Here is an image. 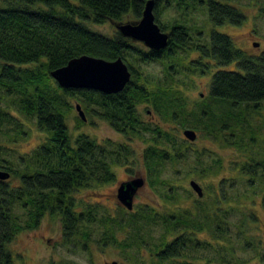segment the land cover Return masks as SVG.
<instances>
[{"label":"trees","instance_id":"1","mask_svg":"<svg viewBox=\"0 0 264 264\" xmlns=\"http://www.w3.org/2000/svg\"><path fill=\"white\" fill-rule=\"evenodd\" d=\"M229 1L175 0L183 9L195 3L203 5L213 26L225 22L240 25L245 15ZM145 2L0 0V138L16 143L19 137L25 136L27 129L21 119L33 120L37 130L44 134L41 144L20 157L18 170L11 169L9 161L0 158V170L17 179L15 185L9 184V178L0 180V264H15L7 244L17 231L35 228L46 213L59 217L64 237H71L85 226L98 222L103 228L100 237L103 246L116 243L115 230L119 229L125 234L133 232L132 244L139 247L143 240L140 234L152 236L154 228H159L158 242L153 245L152 253L157 264H199L197 261L202 258L196 253L200 250H213L216 254L204 264H214L213 261L230 264L226 259L227 254L233 253L229 236L240 230L234 231L229 223L227 209L219 208L227 198L211 189L212 196L207 201L193 199L187 206L177 205L182 196L176 185L163 178L162 171L166 164L174 166L185 158L184 144L177 141L171 130L151 127L141 119L137 109L142 103H150L164 121L187 126L188 104L172 82V71L176 70L172 63L177 53L193 51L197 52V58L187 66L189 73L193 74L198 68L205 75L211 68H217L211 74L207 99L230 108L244 106L257 113L264 103V50L249 55L236 48L228 35L214 30L207 42L194 41L185 25L161 21L160 6L168 7L169 0H154L155 22L162 31L168 29L169 34L168 44L159 51L145 48L117 30L108 37L87 26V23L119 24L129 13L137 20ZM81 55L105 60L120 57L131 72L130 81L115 94L58 86L50 72ZM153 61H165L163 67L167 76L163 80L150 79L134 68V62ZM233 63L236 67L228 69L233 68ZM222 67L226 69H219ZM69 98H76L85 113L104 120L127 141L151 133L152 143L141 151L142 162L146 183L164 202L163 210L148 205L138 207L137 211L125 208L127 211H122L127 218L109 215L97 218L92 205L77 210L80 204L73 194L114 181L112 166L132 164L134 150L126 142L111 139L98 142L83 133L73 139L65 122V113L71 109ZM200 106L199 119L189 127L220 141L225 138L229 146L241 142L236 139L234 130L229 128L225 132L227 125L223 118L209 112L204 101ZM82 122L77 117V123ZM4 149L13 150L1 145L0 152L4 153ZM198 165L200 168L194 170L201 178L218 169L201 161ZM261 205L264 209V192ZM15 206L26 212L23 224L13 211ZM201 232L210 234V240L196 239L195 234ZM83 234L88 238L87 233ZM216 236L226 241L222 249L211 245ZM119 245L122 249L130 247L129 243Z\"/></svg>","mask_w":264,"mask_h":264},{"label":"rangeland","instance_id":"2","mask_svg":"<svg viewBox=\"0 0 264 264\" xmlns=\"http://www.w3.org/2000/svg\"><path fill=\"white\" fill-rule=\"evenodd\" d=\"M169 6L162 8L160 19L168 24L176 21L189 28L194 41L207 42L212 30L228 35L236 48L242 49L249 55H257L264 50V0H230L229 2L240 9L244 15V21L240 25H233L225 22L223 25L213 26L208 17L207 10L203 5L191 4L186 9L177 6L175 0H169ZM138 20V19H137ZM136 21L131 13L126 14L120 22ZM87 26L92 30L111 36L116 30L113 23L91 24ZM168 32V29L164 30ZM201 33H198V32ZM200 35V37H199ZM257 43V46H254ZM145 47V46H144ZM147 48V47H145ZM197 52L187 51L173 58L172 82L179 90L182 97L186 98L188 113L186 115L187 126L180 127L174 122L164 121L161 116L152 110L150 103L138 105L141 119L151 127L159 126L165 130H171L178 142L184 144L185 158L179 160L175 165L166 164L162 176L176 185L178 193L182 196L178 201L179 206H187L193 199L209 200L211 189L219 195H224L227 199L220 203L219 208H226L229 223L233 229L240 230L236 234L231 232L229 239L233 246V253L227 254L226 259L230 264H264V209L261 205V197L264 192V103L257 113H252L249 108L240 106L230 108L224 104H214L211 99H207L209 94V84L211 74L217 68L205 74L195 68L193 74L189 73L187 66L193 59L197 58ZM165 61H153L148 63L134 62V68L138 72L150 79L163 80L167 76L164 66ZM189 67V66H188ZM234 69L235 63L232 64ZM219 69H226L222 67ZM71 109L65 113V122L69 134L74 139L79 134H86L96 141L101 142L111 139L117 142H126L134 150L133 162L127 166L113 165L115 180L106 185H99L92 188L81 189L75 192L74 197L78 200L81 209L84 205L95 206V216L97 218L109 215L121 218L126 214L117 198L116 192L120 181L136 176L145 177L142 162L143 148L152 143L151 133H145L127 141L126 138L115 132L107 122L94 116L93 113H83L86 117L82 123H77L78 112L75 108L80 102L76 98H69ZM204 103L215 115L222 117L226 123V130H234L236 139L241 140L237 145H228L225 138L223 140L206 135L202 131H196L189 127L200 117V104ZM13 112V111H12ZM14 113V112H13ZM15 114V113H14ZM18 116V115H17ZM181 119V118H180ZM27 129L25 136L19 137L16 143H9L0 138V146H8L13 150L4 149L0 152V158L7 159L11 169L21 168L19 159L35 146L44 140V134L37 130L32 121L21 119ZM220 126V125H219ZM184 128L193 129L197 137L193 142L186 140L182 134ZM230 140V139H229ZM199 161L203 164L218 168L214 173L201 178L194 169L200 168ZM217 161V162H216ZM189 180L196 181L202 188L203 195L198 197L191 189ZM9 184L15 185V176L9 177ZM220 187V189H219ZM218 190V191H217ZM186 196V199H183ZM187 196L189 197L187 199ZM82 205V206H81ZM132 210L148 205L155 209H162L164 202L155 195L154 191L144 184L134 196ZM20 217L23 224L27 216L25 210L20 206H15L14 210ZM127 211V210H125ZM218 219L221 217L216 215ZM35 228L21 229L17 231L14 239L7 244V249L12 253L15 264H157L152 256L154 244L159 235V228H154L153 235L140 234L143 240L139 247L132 244L134 233L115 230L116 243L102 245L101 238L103 228L98 222H93L79 230L71 237H64L62 225L59 217L46 213ZM83 233H87L84 237ZM196 239L210 240V234L201 232L195 234ZM214 249H222L224 238L215 237L212 239ZM223 241V242H222ZM101 243V244H100ZM120 243H129L130 247L122 249ZM201 256L197 262L204 264L207 258L216 257L213 250L196 253ZM192 260V259H191ZM196 262V260H195ZM217 264V261H213ZM167 264V263H166Z\"/></svg>","mask_w":264,"mask_h":264},{"label":"water","instance_id":"3","mask_svg":"<svg viewBox=\"0 0 264 264\" xmlns=\"http://www.w3.org/2000/svg\"><path fill=\"white\" fill-rule=\"evenodd\" d=\"M141 16L136 21L115 23L116 30L126 38L142 43L145 47L154 51L162 50L168 44L169 34L162 31L155 22L154 0H146ZM254 43V46H257ZM50 76L58 86L63 89H88L103 94H115L120 92L130 81L131 72L127 64L119 57L115 60H105L89 55L74 57L59 68L50 72ZM75 108L79 117L84 121L86 117L80 104ZM184 138L193 142L197 133L190 128L182 130ZM9 172L0 170V180L8 179ZM146 183L145 177L136 176L120 181L117 187L116 198L119 204L127 210H132L133 199L138 190ZM191 189L198 197L203 195L200 185L189 180ZM112 264H117L112 262Z\"/></svg>","mask_w":264,"mask_h":264},{"label":"flooded vegetation","instance_id":"4","mask_svg":"<svg viewBox=\"0 0 264 264\" xmlns=\"http://www.w3.org/2000/svg\"><path fill=\"white\" fill-rule=\"evenodd\" d=\"M125 180H127V179H125ZM123 181V180H122Z\"/></svg>","mask_w":264,"mask_h":264}]
</instances>
